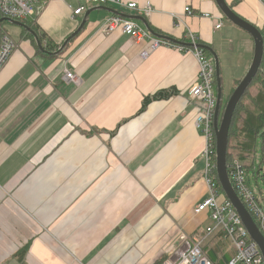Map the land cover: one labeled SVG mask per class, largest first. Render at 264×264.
<instances>
[{"label":"crops","instance_id":"1","mask_svg":"<svg viewBox=\"0 0 264 264\" xmlns=\"http://www.w3.org/2000/svg\"><path fill=\"white\" fill-rule=\"evenodd\" d=\"M149 1L155 11L145 18L154 31L181 40L189 27L217 49L225 22L215 29L205 16H223L216 0ZM83 2L37 3L24 22L55 44L89 12L54 58L24 26L0 23V34L17 43L0 69V264H152L175 259L197 236L215 263L227 264L231 242L206 237L213 221L195 211L208 195L206 139L189 95L197 59L172 47L151 49L119 29L104 33L113 12L101 6H114L89 4L74 19L72 9ZM241 6L235 9L242 15ZM65 68L80 81H66ZM171 88L178 93L141 110L145 96Z\"/></svg>","mask_w":264,"mask_h":264},{"label":"built area","instance_id":"2","mask_svg":"<svg viewBox=\"0 0 264 264\" xmlns=\"http://www.w3.org/2000/svg\"><path fill=\"white\" fill-rule=\"evenodd\" d=\"M48 0H0V20L10 18L27 22L35 12L37 3L46 4ZM72 9V17L75 19L83 14L89 4L109 5L119 11L124 8L134 10L140 15L149 16L155 11L151 1L145 3L123 2L121 0H83ZM264 5V0H259ZM191 13L190 6L185 8ZM215 21V29H220L224 24L223 16H214L206 13ZM264 29V24L262 25ZM100 29L108 34L117 29L133 38L136 43L149 44L151 49L160 46L176 48L182 52H192L199 64L198 78L190 90V99L199 107L195 119L196 127L203 133L206 145L202 156L205 159L203 171L207 183L208 195L196 206L197 213L207 212L213 224L206 227V237L214 234L227 239L233 246V254L227 264H264V257L258 244L251 237L247 227L243 223L232 203L224 198L218 189V178L214 172L216 163V134L214 129V114L217 104L216 66L213 57L200 46L199 37L189 27L186 28L181 39L190 44H179L163 36L153 34L145 25L136 19L128 18L120 14L112 13L107 17ZM264 36V34H263ZM16 41L6 33L0 37V69L5 65L16 48ZM149 52L145 49L142 56ZM64 79L68 82L78 83L80 77L73 71L65 68ZM231 182L238 195L249 209L259 228L264 234V204L248 184V170L240 160H233L228 165ZM205 237L188 238L184 246L178 251L175 259L167 258L160 264H216L204 251Z\"/></svg>","mask_w":264,"mask_h":264},{"label":"water","instance_id":"3","mask_svg":"<svg viewBox=\"0 0 264 264\" xmlns=\"http://www.w3.org/2000/svg\"><path fill=\"white\" fill-rule=\"evenodd\" d=\"M216 3L218 4L220 10L231 22H233L240 28L247 31L254 39V55H253L252 63L247 73L244 75L243 79L241 80V82L237 85V87L234 89L233 93L229 97L221 119H220V109H221V99H222V84H221L222 79H221V66H220L219 54L212 46L200 44V46H203L205 49H208L210 51V53L214 57L215 66H216L217 96H218L217 104L215 108V114H214V129L216 134V159H217L216 169H217L218 179L224 193L226 194L227 198L232 203L234 208L237 210L243 223L247 227L251 237L258 244L260 251L264 257V234L259 228L255 219L253 218V215L246 207V205L238 195L236 189L234 188L229 176L228 164H227L229 130L233 119L234 111L242 95L244 94L245 90L251 84V82L253 81L254 77L256 76L260 68L264 54V36L260 28L256 24L251 23L243 16L238 14L235 10H233L229 5V3L227 2V0H216ZM101 8H106L115 14H120L128 18L141 20L153 34L158 35L150 27L145 16L143 15H128L111 7L101 6ZM88 14L89 12H86L85 17L82 20L79 27L70 36L67 37V39L63 42L62 46L56 52H54V54H59L66 47V45L72 40V38L75 37L82 30V28L86 24ZM4 19H9L15 22L16 24L27 28L29 32L32 33L33 36L36 38L38 46L41 49H43V51H45L39 39L38 33L34 29L29 27L22 21L13 20L10 18L1 19L0 23ZM165 38L175 41L179 44H187V45L190 44L189 42L186 43L183 42L182 40L172 38L171 36H165Z\"/></svg>","mask_w":264,"mask_h":264},{"label":"trees","instance_id":"4","mask_svg":"<svg viewBox=\"0 0 264 264\" xmlns=\"http://www.w3.org/2000/svg\"><path fill=\"white\" fill-rule=\"evenodd\" d=\"M238 2L239 0H233V2L229 3V5L231 6L233 10L236 11L234 6ZM221 14L225 18H227L223 12ZM257 26L260 28L262 34H264L263 26H259V25ZM32 28L38 33L41 43L45 44L44 45L45 51H43V53L44 55H46V57L54 58L62 53L64 49L59 54H54V52H56L62 46L63 42L54 44L52 40L50 38L48 39L45 33L41 32L38 27L32 26ZM156 33L159 36H163V37L166 36V35L160 34V32H157V31ZM29 36L34 41H37L32 33L29 34ZM0 37H1V34H0ZM250 37L252 38V41L254 43L253 37L251 35ZM183 42L187 43V41H183ZM215 50L217 51V49ZM206 51L212 56V54L210 53L208 49H206ZM253 55H254V49H253ZM220 66H221V63H220ZM222 74H223V71H222V66H221L222 99H221L220 119L223 116V113H224L229 97L231 96L234 89L237 87V85L241 82V80L244 77L243 76L235 80L232 90L227 95V101H224L225 90H224V80H223ZM216 83H217V77H216ZM176 93H178V90L171 88V89L158 90L154 92L153 94L147 95L143 99L141 110H144L154 100L167 99L175 95ZM259 139H261L264 143V54H263L260 68L256 76L254 77L253 81L248 86V88L245 90L244 94L242 95L240 101L238 102L235 108L233 119H232L230 130H229V139H228V148H227V164L229 165L233 160L237 159V160H240L244 164L248 172H249V169H252L254 171L255 166H254L253 160L256 154V149H257V144H258ZM214 161L215 163L217 161L216 155L214 156ZM214 172L218 178L216 168ZM256 173L257 172L255 171L254 174ZM258 173L260 175V172ZM263 177H264V172H263ZM218 189H219V192L224 196V198L229 201V199L227 198L226 194L224 193L221 187L219 179H218ZM229 258L227 259V262ZM165 259L166 257H161L157 259L156 261H154L152 264H160ZM211 260L213 261V259Z\"/></svg>","mask_w":264,"mask_h":264},{"label":"rangeland","instance_id":"5","mask_svg":"<svg viewBox=\"0 0 264 264\" xmlns=\"http://www.w3.org/2000/svg\"><path fill=\"white\" fill-rule=\"evenodd\" d=\"M242 5V15L251 23H264V5L259 0H239ZM241 15V14H240ZM241 15V16H242ZM225 27L218 33L217 50L223 71L224 80V101H227V95L230 93L237 78L243 77L247 73L249 59L248 46L253 48V41L250 34L240 28L228 18L224 19ZM250 67V66H249ZM254 171L249 169L248 184L255 194L259 197L261 204H264V143L258 140L256 154L254 157ZM257 172L254 174V172ZM260 172V175L259 173Z\"/></svg>","mask_w":264,"mask_h":264}]
</instances>
